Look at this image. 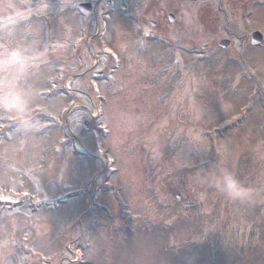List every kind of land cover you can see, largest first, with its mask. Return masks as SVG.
<instances>
[{
  "label": "rangeland",
  "instance_id": "obj_1",
  "mask_svg": "<svg viewBox=\"0 0 264 264\" xmlns=\"http://www.w3.org/2000/svg\"><path fill=\"white\" fill-rule=\"evenodd\" d=\"M77 2L0 0V51L25 56L0 82L26 101L0 108V264H264V45L244 41L249 19L196 17L195 55L160 64L103 35L98 50L123 59L106 71L77 60L92 49ZM229 173L245 199L224 194Z\"/></svg>",
  "mask_w": 264,
  "mask_h": 264
},
{
  "label": "flooded vegetation",
  "instance_id": "obj_2",
  "mask_svg": "<svg viewBox=\"0 0 264 264\" xmlns=\"http://www.w3.org/2000/svg\"><path fill=\"white\" fill-rule=\"evenodd\" d=\"M79 3L88 4L84 7V11H88L87 14L78 11L80 38L86 41V45H91L92 49H90L91 53L88 50L82 51L83 56L78 57L77 60L83 61L86 56L92 54L93 66L100 67L104 64L106 71L116 70L123 60L115 50L107 51L108 43L113 45L116 38L127 44L128 50L132 51L137 62L143 58L142 56H148L151 61L160 64L162 58L157 59V57L164 56L167 51L172 52L171 58L178 62L177 53L180 49L194 56L196 17L201 24L210 28L213 19L217 17L214 14L225 18L227 22L231 21L232 28L237 24L238 16L240 19H249L244 22V27H240L249 30V38H245L244 41H249L256 47L264 45V0H78ZM256 18L260 20L261 28L251 26ZM116 21H123L117 34L114 33L112 26ZM216 27L217 24L210 32H214ZM219 27L222 28V25L220 24ZM227 28L228 24H225L222 30ZM224 33L227 36L219 39V46L223 40H227L229 44L230 41H235L233 37L228 38L233 36L229 31ZM255 33L260 34L254 37V40L259 42L253 44ZM103 35H106L108 42L98 50L96 43L105 42ZM205 48L204 45L203 49ZM165 56L168 59L169 55L165 54ZM105 70H93V74L100 73L99 79H101L105 76ZM112 75L113 72L110 77ZM110 77L107 78V82L112 85L114 80ZM159 99L158 96L154 101L156 108L162 107ZM243 109L251 110L249 107Z\"/></svg>",
  "mask_w": 264,
  "mask_h": 264
},
{
  "label": "clouds",
  "instance_id": "obj_3",
  "mask_svg": "<svg viewBox=\"0 0 264 264\" xmlns=\"http://www.w3.org/2000/svg\"><path fill=\"white\" fill-rule=\"evenodd\" d=\"M25 66V56L19 49L0 51V70L7 68L16 73L22 72ZM7 87V91H0V108L6 110L13 106L18 109L26 103L24 96L14 90V85L9 81L6 85L0 82V89ZM224 194L230 199L243 200L249 195V190L233 174H227L223 183Z\"/></svg>",
  "mask_w": 264,
  "mask_h": 264
},
{
  "label": "water",
  "instance_id": "obj_4",
  "mask_svg": "<svg viewBox=\"0 0 264 264\" xmlns=\"http://www.w3.org/2000/svg\"><path fill=\"white\" fill-rule=\"evenodd\" d=\"M82 6H84V5H79V7L81 8ZM86 6V5H85ZM254 37H255V35L253 36V42H257L258 40H254ZM221 44L223 45V46H227L228 45V41H222L221 42Z\"/></svg>",
  "mask_w": 264,
  "mask_h": 264
}]
</instances>
